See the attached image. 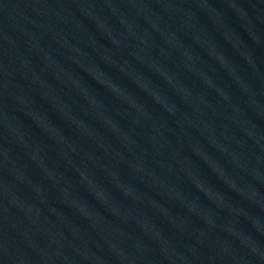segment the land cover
<instances>
[{"label": "water", "instance_id": "95a60500", "mask_svg": "<svg viewBox=\"0 0 264 264\" xmlns=\"http://www.w3.org/2000/svg\"><path fill=\"white\" fill-rule=\"evenodd\" d=\"M0 264H264V0H0Z\"/></svg>", "mask_w": 264, "mask_h": 264}]
</instances>
